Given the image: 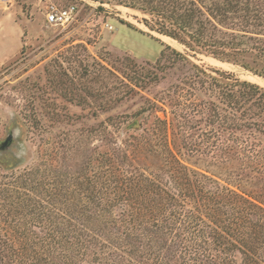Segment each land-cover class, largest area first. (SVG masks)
<instances>
[{"label": "trees", "instance_id": "trees-1", "mask_svg": "<svg viewBox=\"0 0 264 264\" xmlns=\"http://www.w3.org/2000/svg\"><path fill=\"white\" fill-rule=\"evenodd\" d=\"M109 1L148 15L150 30L190 51L264 76V0ZM192 65L191 77L158 99L187 87L211 132L228 136L222 161L234 164L232 181L242 189L188 166L176 152L193 143L171 147L167 122L156 116L153 139L138 137L133 148L122 139L96 153L65 138L33 165L0 168V264H264V88ZM101 67L125 88L116 101L150 81L132 60L118 74ZM155 100L86 132H146L137 119ZM22 124L42 130L40 122Z\"/></svg>", "mask_w": 264, "mask_h": 264}, {"label": "rangeland", "instance_id": "rangeland-1", "mask_svg": "<svg viewBox=\"0 0 264 264\" xmlns=\"http://www.w3.org/2000/svg\"><path fill=\"white\" fill-rule=\"evenodd\" d=\"M71 4L77 6L76 21L68 26L45 24L47 8ZM144 18L149 16L106 0L102 3L100 0L0 3L2 170H20L33 165L35 160L44 157L47 148L50 151L54 142L65 138L80 139L84 148H97L96 153L109 150L116 140L122 139L129 140L133 148L141 136L152 137L157 130L154 129L158 122L156 116L167 122L171 147L172 142L175 148L180 147L182 138L193 143V147L181 146L180 152L174 150L188 166L212 175L221 184L242 189L232 181L230 172L236 171L234 164L222 161L226 159L223 151L228 136L211 132L212 127L205 121L200 106H194V97L187 95V87L177 97L172 96L171 101L158 98L170 86L182 84L191 77L192 64L207 72L215 69L230 73L262 88L264 76L240 64L190 51L176 40L150 30ZM172 50L183 54L188 61L178 60ZM129 60L142 66L150 81L136 89L138 94L133 97L116 101L118 92L125 88H120L101 66L117 73L115 68L124 69ZM246 61L251 63L249 58ZM251 66L255 65L251 63ZM154 72H157L156 78ZM153 98H157L155 109L137 119L146 132L140 129L125 132L108 126L105 137L87 134V129L95 128L100 122H119L116 116L130 114L143 106L146 99ZM22 122H40L42 130H27ZM145 161L148 163V159Z\"/></svg>", "mask_w": 264, "mask_h": 264}, {"label": "built area", "instance_id": "built-area-1", "mask_svg": "<svg viewBox=\"0 0 264 264\" xmlns=\"http://www.w3.org/2000/svg\"><path fill=\"white\" fill-rule=\"evenodd\" d=\"M9 2L10 0H0V3L3 4H7ZM77 14V6L74 4L62 8L52 6L47 8L45 11V24L47 26H68L77 20Z\"/></svg>", "mask_w": 264, "mask_h": 264}]
</instances>
